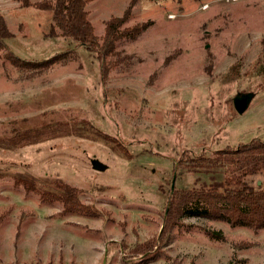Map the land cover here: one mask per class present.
Wrapping results in <instances>:
<instances>
[{
	"label": "rangeland",
	"instance_id": "rangeland-1",
	"mask_svg": "<svg viewBox=\"0 0 264 264\" xmlns=\"http://www.w3.org/2000/svg\"><path fill=\"white\" fill-rule=\"evenodd\" d=\"M40 1L0 0L9 51L32 62L64 55L19 70L0 52V264H264V228L197 216L198 206L156 260L127 257L160 235L172 183L221 181L232 167L220 151L264 141V0H137L124 27L148 28L117 44L104 81L94 53L50 33ZM129 1L88 0L98 38ZM247 93L238 114L233 98ZM20 177L72 187L99 216L65 213Z\"/></svg>",
	"mask_w": 264,
	"mask_h": 264
},
{
	"label": "trees",
	"instance_id": "trees-1",
	"mask_svg": "<svg viewBox=\"0 0 264 264\" xmlns=\"http://www.w3.org/2000/svg\"><path fill=\"white\" fill-rule=\"evenodd\" d=\"M88 0H42L34 4L41 11L51 13L50 33L55 35L56 28L64 38L82 45L84 49L96 55L100 62L101 78L106 79L108 71L115 65L108 59L116 54V46L123 40L133 41L147 28L148 23L124 27L130 14V8L137 0H130L128 7L120 17H111L105 23L102 38L94 34L87 18L85 5ZM29 0H22V6L28 7ZM13 37L3 16L0 14V52L3 57L19 70L35 68L43 70L56 64L63 54H56L41 62L22 60L8 50L7 41ZM226 156L232 167L231 173L221 181L212 176L200 179L189 189H171L163 227L158 237L139 243L127 251L128 258L146 256L156 260L160 249L165 244L169 232L179 224L180 219L190 206H198L197 216L224 221L231 226H244L254 230L264 228V181L261 185L251 186L246 178L256 174L264 175V141L251 139L235 149L220 151ZM24 188L39 195L42 201H58L65 213H77L84 216L98 217L99 214L89 205L80 202L78 191L64 184L35 185L34 179L20 177L16 180ZM212 239L222 240L219 233L206 231Z\"/></svg>",
	"mask_w": 264,
	"mask_h": 264
},
{
	"label": "water",
	"instance_id": "water-1",
	"mask_svg": "<svg viewBox=\"0 0 264 264\" xmlns=\"http://www.w3.org/2000/svg\"><path fill=\"white\" fill-rule=\"evenodd\" d=\"M250 98H251V95L248 93L242 94V95H237L233 98V106L235 108V111L238 114H242L247 109ZM92 168L96 171H104L106 166L97 160H93L92 161ZM171 189H173V183L171 185Z\"/></svg>",
	"mask_w": 264,
	"mask_h": 264
}]
</instances>
